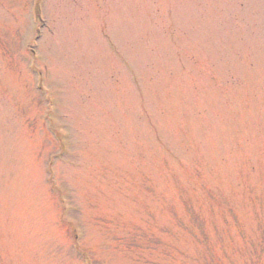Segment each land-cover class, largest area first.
<instances>
[{
  "label": "rangeland",
  "instance_id": "rangeland-1",
  "mask_svg": "<svg viewBox=\"0 0 264 264\" xmlns=\"http://www.w3.org/2000/svg\"><path fill=\"white\" fill-rule=\"evenodd\" d=\"M61 210L92 264H264V0H0V264H83Z\"/></svg>",
  "mask_w": 264,
  "mask_h": 264
}]
</instances>
